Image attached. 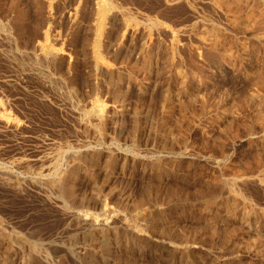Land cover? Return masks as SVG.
I'll return each mask as SVG.
<instances>
[{
  "label": "rangeland",
  "instance_id": "obj_1",
  "mask_svg": "<svg viewBox=\"0 0 264 264\" xmlns=\"http://www.w3.org/2000/svg\"><path fill=\"white\" fill-rule=\"evenodd\" d=\"M0 264H264V0H0Z\"/></svg>",
  "mask_w": 264,
  "mask_h": 264
},
{
  "label": "bare ground",
  "instance_id": "obj_2",
  "mask_svg": "<svg viewBox=\"0 0 264 264\" xmlns=\"http://www.w3.org/2000/svg\"><path fill=\"white\" fill-rule=\"evenodd\" d=\"M206 196V195H205Z\"/></svg>",
  "mask_w": 264,
  "mask_h": 264
}]
</instances>
